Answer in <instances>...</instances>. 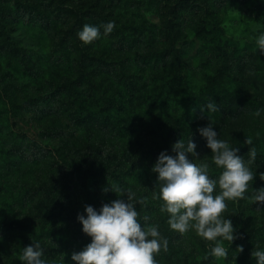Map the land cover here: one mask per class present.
<instances>
[{"label": "rangeland", "instance_id": "374dc122", "mask_svg": "<svg viewBox=\"0 0 264 264\" xmlns=\"http://www.w3.org/2000/svg\"><path fill=\"white\" fill-rule=\"evenodd\" d=\"M99 1L107 5L111 2ZM112 1L120 27L134 21L135 26L144 24L154 33L153 48L145 35L140 49L147 51L152 63L158 58L155 73L162 82L157 84L177 94L179 113L191 111L200 121L199 109L204 108L207 114L206 105L215 102L219 111L211 113L213 130L217 138L232 146V134L226 136L221 130L227 122L226 113L231 111L226 104L232 101L233 110L262 111L264 54L257 50L256 42L264 34V0ZM74 2L84 4V9L88 6V0ZM0 4L6 7V29L0 26V264L25 243L34 229L63 224L77 231V217H86L90 193H94L93 208L97 211L117 196L126 198L123 193L104 191L114 185L131 190L136 200L145 201L135 203L138 221L145 228L158 226L161 236L168 240L175 264H196L212 242L198 237L194 230L182 235L170 229L168 214L160 211L162 201L154 199V193H159L158 174L152 172L157 160L147 158L145 130H140L139 139L127 137L128 124L123 122H130V106L119 99L122 110H116L117 102L109 111L113 115L110 129L104 131L105 112L96 104L100 91L94 89V96L89 98L87 88L77 86L76 81H84L82 73L91 70L95 85L105 77L99 66L82 69L78 59L81 45L70 32L74 20L63 16L55 0H0ZM113 8L105 13H112ZM211 22L224 30L219 43L212 37ZM108 43L100 34L94 48L100 50ZM167 50L172 56L162 60L161 54ZM130 68L134 73L139 66ZM152 68V64L147 66L148 71ZM116 75L126 83L122 72L116 71ZM187 101L192 102L189 107ZM24 102L13 112L11 104ZM137 113L142 117L141 111ZM209 123L203 125L201 121L198 126L204 128ZM250 127L245 121L237 130ZM196 151L199 159L193 157V162L209 163V176L215 179L211 150L197 146ZM84 155L90 160L82 174L65 166L67 162L78 165ZM97 170L106 176L91 177L89 173ZM59 196L63 218L59 216L60 204L59 211L51 210ZM228 214L229 206L223 217ZM145 215L148 221L143 219ZM77 243L78 249L63 253L56 264H74L72 254L82 251L91 238L82 233ZM155 258L164 263V250ZM213 258L214 264L224 262V258Z\"/></svg>", "mask_w": 264, "mask_h": 264}, {"label": "trees", "instance_id": "16d2710c", "mask_svg": "<svg viewBox=\"0 0 264 264\" xmlns=\"http://www.w3.org/2000/svg\"><path fill=\"white\" fill-rule=\"evenodd\" d=\"M55 1L57 8L64 14L63 16L71 17L74 20L70 32L74 40L80 42L81 45L79 47L81 53L78 59L82 69L86 70L88 68L91 70L96 65L104 71L102 75L105 79L99 85H95L92 80V70L89 73H82L83 82L76 81L77 86L87 88L86 94L89 98L94 96V89L98 88L100 91V98L96 101V104H100L105 112L102 125L104 131L110 129L109 121L113 115L109 111H112L116 103L120 102L119 99H122V101H126L130 106L129 109H131L130 122L127 120L123 122L128 124L129 134L127 137L139 139V132L144 128L147 141V158L151 159V162L157 160L161 152L175 156L172 146L180 139L186 144L192 138L199 148H208L206 139L198 135L200 128L198 124L202 121L203 125H205L208 119L204 118L199 121L198 116L191 111L179 113L178 106L180 102L177 94L169 90L165 91L163 85L157 84V82H162L157 80L158 76L155 73L158 58H155L154 63H152V57L148 55L147 51L143 52L140 49V40L145 35H147L149 46L153 48L154 45V33L149 32L146 25L135 26L134 21H132V26L130 24V26L125 28L120 27V17L114 15L113 7L115 6L112 0L111 2L109 1L110 5L104 4L99 0L93 3L88 0L86 9L83 8L84 4H77L74 0ZM109 8H113L112 13H105ZM5 11L6 7L0 4V26L2 29H6L4 21ZM109 22H114L115 26L110 34L104 35L109 42L107 46H103L100 50L94 48V42L83 46L84 43L79 39L78 33L82 31L84 25L98 27L100 34H104V26ZM210 31L213 39L215 38L218 43L221 42L224 30L211 22ZM137 39H139V43ZM145 50H148V47ZM171 56V52L167 50L161 54V59L170 58ZM85 63H87V66H84ZM150 64L153 65V70L148 71L147 66ZM131 66H139V68L132 73ZM116 71L122 72V75L126 77L125 84L122 83L121 79L117 78ZM191 103L187 101L186 107H189ZM231 103L232 101H229L226 104L231 108V111L226 113L227 122L224 127H221V130L225 132L226 136L230 137L232 134L231 137L234 142L230 147H238L239 152L237 154L244 158L246 163L249 159L248 152L250 147L256 149L257 156L254 163L248 165L256 176L253 182L249 184V190L245 193L246 198L228 201L229 214L226 219L231 220L235 235L240 238L235 239L231 245L227 241L223 242L224 247L228 250L227 259H224L223 264H257L256 260L252 258L251 252L253 249L264 250V205L255 203L251 196L253 195V190L264 188V180L260 179V174L264 173V101L259 116L256 115L257 112H244L240 109L233 110ZM25 104V102L19 105L11 104L13 112H16ZM117 106L119 109L116 110L119 113L122 110L120 109V103ZM137 111L142 112V117H139ZM245 121L251 124L250 129L242 128V131L237 130V126ZM248 131L249 133L246 134ZM246 139H251L252 144L247 145ZM209 156L211 158V154ZM89 157V155H84L78 165L67 162L65 166L74 173L82 174L90 160ZM211 169L213 177L217 179L220 170L215 165ZM89 174L94 178L106 176V173L101 170ZM61 196L55 200L51 210L59 211L58 204H60L59 216L63 218L64 206L61 199L63 196ZM88 196V205L94 207V193H90ZM63 199L65 200V198ZM82 233L84 234L81 223H79L77 231L74 232L70 230L69 226H64L63 224L59 226H42L38 230L34 229L25 243L15 248L14 252L10 253V256L5 259L3 264H26L20 259L23 249L36 243L40 244L43 250L44 255L42 258L46 260V264H56L63 253L67 252L69 254L78 249L77 238L82 236ZM213 246V243L206 246L202 258L196 264H214V258L211 255ZM238 246H243L244 251L242 253L238 254L235 252ZM164 254L165 261L162 264H175L172 253L168 249L164 251ZM156 261L157 264H161L157 259Z\"/></svg>", "mask_w": 264, "mask_h": 264}, {"label": "clouds", "instance_id": "9594fccd", "mask_svg": "<svg viewBox=\"0 0 264 264\" xmlns=\"http://www.w3.org/2000/svg\"><path fill=\"white\" fill-rule=\"evenodd\" d=\"M114 22L104 26V35L110 34ZM79 39L85 44H91L100 38V29L91 25H84L78 33ZM257 50L264 54V34L256 42ZM208 113L201 108L200 118H207L210 123L198 131L207 141L211 150V162L220 170L217 179L209 176V163L193 162V157L199 159L197 145L192 138L185 144L180 139L172 146L175 156L161 152L152 172L157 175L159 193H154V199L162 201L160 211L169 216L168 225L171 230L186 234L194 230L196 235L205 241L212 242L211 255L215 258L227 259L228 250L223 242L231 245L235 239V229L230 219H225L223 213L227 210L226 201L245 199L250 182L254 174L248 165L254 163L257 152L254 147L249 148L247 163L239 156V148H231L225 141L217 138L213 130L210 115L219 111L215 102L206 105ZM259 112L256 113L259 116ZM251 145L252 140L246 139ZM191 157V159L189 158ZM264 180V173L260 174ZM217 187L219 194L214 195ZM105 192L123 193L126 198H118L111 203L103 204L99 211L92 206H85V215H78L83 232L91 238L82 251L72 254L74 264H157L155 255L162 249L167 251L168 240L158 231V226L142 227L138 221L139 213L135 203L144 204V200H136L135 193L124 190L120 186L111 189L104 188ZM251 199L264 205V188L253 190ZM145 221L150 218L145 215ZM244 251L238 246V254ZM40 244H31L24 247L20 259L26 264H46ZM257 264H264V250L251 252Z\"/></svg>", "mask_w": 264, "mask_h": 264}]
</instances>
